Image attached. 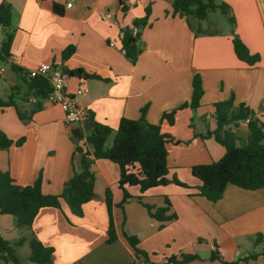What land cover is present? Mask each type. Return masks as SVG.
<instances>
[{"label": "crops", "instance_id": "0c3cea01", "mask_svg": "<svg viewBox=\"0 0 264 264\" xmlns=\"http://www.w3.org/2000/svg\"><path fill=\"white\" fill-rule=\"evenodd\" d=\"M2 1L11 5L13 33L10 56L4 62L24 71L41 62L52 64L64 75L67 94L83 86L85 93L76 101L88 117L82 124L68 126L61 108L46 100L29 122L20 120L14 107L0 108V129L13 141L24 138L19 146L0 149L1 171H7L19 186L30 185L40 176L43 193L59 194L74 171L81 170L80 154L73 155L70 128L85 129L87 124L91 129L94 122L108 125L112 131L105 147H109L120 118L137 119L146 107V120L160 124L163 133L178 141L167 144V178L176 177L188 185L168 183L143 193L138 186H129L132 198L121 209L115 206L122 197L118 167L110 160L97 159L92 165L94 198L82 206V216L74 215L62 202L61 210L41 208L30 229H18L13 216L0 214L5 239L16 242L33 234L53 248L54 264H129L133 252L123 231L138 236L139 247L156 264L180 252L200 257L191 264H224L209 260L214 245L226 262L261 252L264 245L255 244V238L259 234L264 238V187L249 190L227 184L222 197L211 201L197 194L200 181L191 167L216 161L225 152L213 136H205L217 126L215 102L233 97L234 108L243 104L251 118L264 125V0H215L229 6L233 26L217 24L219 17L214 22L210 15L204 20L190 18L188 23L185 17L173 14L167 0ZM53 2L63 7V14L53 12ZM146 9V25L138 29L140 51L131 62L121 48V31L144 17ZM233 32L251 54L259 56L258 62L248 65L236 57ZM2 36L0 27V41ZM69 44L75 50L61 61L60 53ZM74 69L79 73L74 74ZM195 73L200 74L203 87L199 106L178 110L173 124L161 121L164 112L190 100ZM7 78L14 81L11 86L20 83L13 70ZM7 89L4 87L5 95ZM33 102L21 101L22 107L30 109ZM234 132L236 142L246 140L247 120L240 121ZM107 188L112 193L117 236L110 244L105 242ZM137 196L155 207L166 205L167 200V214L174 213L175 218L161 225ZM261 263L257 256L237 264Z\"/></svg>", "mask_w": 264, "mask_h": 264}, {"label": "trees", "instance_id": "16d2710c", "mask_svg": "<svg viewBox=\"0 0 264 264\" xmlns=\"http://www.w3.org/2000/svg\"><path fill=\"white\" fill-rule=\"evenodd\" d=\"M170 1L173 14L186 18L204 20L207 16L219 10L225 16L231 26L234 18L230 15L229 6L224 2L215 0H167ZM52 10L56 14H63V7L56 2L52 3ZM149 10L146 9L144 17L134 20L132 27L121 31L120 41L124 55L134 62L140 51L139 28L146 25ZM11 5L0 0V27L5 31V37L0 41V60L6 61L10 56V47L13 33L8 30L11 24ZM191 26V25H190ZM136 28V33L133 29ZM197 33V31H196ZM232 47L236 57L253 65L259 60L257 54H251L244 42L233 32ZM75 47L67 45L60 53L61 61L68 59L74 52ZM18 75L19 85L10 88L6 99L0 98V108L14 107L18 118L24 122L31 120L32 114L41 109V102L51 92V85L46 77H29L27 71L10 65ZM72 74L71 71L68 73ZM97 77L96 75H92ZM192 91L190 100L182 103L168 112H164L161 121L165 120L173 124L178 110L189 107L195 109L200 104L203 95L202 80L199 73H195L191 81ZM23 102L34 99L32 107L25 109L18 106L15 99L20 95ZM214 118L217 126L214 131L207 132L205 136H213L220 143L225 152L223 156L211 163L197 164L191 167V173L198 178L197 194L211 201H217L222 197L227 184H233L243 189L254 190L264 187V125L250 116V111L240 104L233 107V97L217 101L214 104ZM146 107L141 109L137 119L120 118L112 144L105 147V141L112 129L105 124L94 122L91 129L81 127L70 128V137L75 144L74 153L81 156V170L74 171L70 179L65 183L59 194H45L41 190V178L38 176L34 182L27 186L16 185L7 171L0 170V214L13 216L15 227L30 229L32 222L39 210L44 207H52L61 210L62 202H65L69 210L76 216L83 215L82 206L94 198L95 176L92 165L97 159H107L118 167V187L121 190V200L115 204L123 208L124 204L132 198L128 192L129 186H138L141 193L149 188L174 183L182 187H188L176 177L167 178L168 173V150L167 144L175 143L169 134L163 133L160 124H151L145 118ZM91 119V118H90ZM247 120L248 134L243 145H236L234 129L240 121ZM24 138L16 141L8 138L0 129V149H6L12 144L21 145ZM136 199L144 206L150 217L159 221L161 225L175 218V214H167L169 202L164 206L155 207L143 203L141 196ZM104 203L106 205L108 223L106 243L116 240V230L113 220V202L110 189L104 190ZM133 252V259L129 264H156L149 259L148 253L139 247L138 236L122 232ZM262 243L264 238L259 234L255 238V244ZM27 244L30 249L29 261L33 264H54L53 248L44 245L33 234L18 239L11 243L5 239L0 231V264H24L16 252V247ZM261 257L264 264V246L259 253H250L236 261L226 262L219 254L214 245L209 255V260H218L224 264H237L247 262L250 259ZM200 259L196 253L180 252L164 258L160 264H191L193 260Z\"/></svg>", "mask_w": 264, "mask_h": 264}, {"label": "built area", "instance_id": "2783aa9c", "mask_svg": "<svg viewBox=\"0 0 264 264\" xmlns=\"http://www.w3.org/2000/svg\"><path fill=\"white\" fill-rule=\"evenodd\" d=\"M67 6H70V4H67ZM133 33H136V28L133 29ZM2 71L0 69V73ZM27 75L29 77L42 76L48 79L51 85V92L45 100L57 104L61 108L66 125L82 124L87 120L88 113L86 109L80 107L76 101L77 97L85 93L82 85H78L72 94H67L65 91L62 92L65 87L64 75L47 62H41L35 67L28 69Z\"/></svg>", "mask_w": 264, "mask_h": 264}, {"label": "rangeland", "instance_id": "374dc122", "mask_svg": "<svg viewBox=\"0 0 264 264\" xmlns=\"http://www.w3.org/2000/svg\"><path fill=\"white\" fill-rule=\"evenodd\" d=\"M210 19L214 20V22H216V19L219 17V22L217 21V24H220L222 26H224L225 24L228 25L227 23L228 20L225 16H223L219 10H215L214 12H211L210 14ZM208 20H205L204 24L207 23ZM230 24V23H229ZM231 25V24H230ZM8 30H10V27L8 28ZM3 38L5 37V31L3 30ZM0 69H2V75L0 76V98H7L9 93H11V90L10 88L12 87L10 85V81H12L10 78H7L8 75H11V68H10V65L1 61L0 60ZM14 81H12V84H13ZM19 83V81H18ZM17 83V84H18ZM16 84V83H15ZM9 86H11L9 88ZM4 87H7L8 89V94L5 95V91H4ZM21 96H22V93H20V95H16V103L17 105L20 107L22 106V103H21ZM108 142H109V139H108ZM107 142V143H108ZM246 140L245 139H241L240 141L236 142V145L240 146V145H243L245 144ZM100 193V190H97L96 191V194ZM11 243H13L11 241ZM16 252L17 254L19 255L21 261L24 263V264H33L32 262L29 261V255H30V249L28 247V245H23L21 247H16ZM7 264H12V263H7Z\"/></svg>", "mask_w": 264, "mask_h": 264}, {"label": "water", "instance_id": "95a60500", "mask_svg": "<svg viewBox=\"0 0 264 264\" xmlns=\"http://www.w3.org/2000/svg\"><path fill=\"white\" fill-rule=\"evenodd\" d=\"M64 71V70H63ZM74 74H78L79 71L77 69H74ZM65 90L63 89L62 92H64ZM85 129H90V127L87 126V124L85 125Z\"/></svg>", "mask_w": 264, "mask_h": 264}]
</instances>
